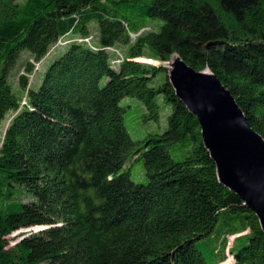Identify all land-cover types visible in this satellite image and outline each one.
<instances>
[{"label":"trees","instance_id":"obj_1","mask_svg":"<svg viewBox=\"0 0 264 264\" xmlns=\"http://www.w3.org/2000/svg\"><path fill=\"white\" fill-rule=\"evenodd\" d=\"M174 55L264 139V0H0V264H264Z\"/></svg>","mask_w":264,"mask_h":264},{"label":"water","instance_id":"obj_2","mask_svg":"<svg viewBox=\"0 0 264 264\" xmlns=\"http://www.w3.org/2000/svg\"><path fill=\"white\" fill-rule=\"evenodd\" d=\"M166 68L177 97L200 125L220 184L256 215L264 234V139L212 74L194 71L178 55Z\"/></svg>","mask_w":264,"mask_h":264},{"label":"rangeland","instance_id":"obj_3","mask_svg":"<svg viewBox=\"0 0 264 264\" xmlns=\"http://www.w3.org/2000/svg\"><path fill=\"white\" fill-rule=\"evenodd\" d=\"M38 69H39V65L36 66V70H38ZM33 80H34V77H33V76L30 77V81L32 82ZM14 81L16 82V77H15ZM129 129H130V131H132L130 125H129ZM140 170H141V166H140V165H135L134 168H133L132 178H133V180L136 181V182L141 181V180L144 179V177H142V178H138V177L135 176V174H136L137 172H139ZM28 231H29V230H20V231H17V232H15V233H13L12 235H10V236L8 237L9 242L12 244L13 242H15L16 240L19 239V237H20V235H21L22 233H24V232H28ZM229 241H230V244H231V243H232V238H229ZM222 264H232V261H231V259H228L225 263H222Z\"/></svg>","mask_w":264,"mask_h":264}]
</instances>
